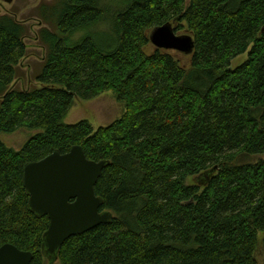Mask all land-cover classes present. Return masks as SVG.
Here are the masks:
<instances>
[{
    "label": "trees",
    "instance_id": "obj_1",
    "mask_svg": "<svg viewBox=\"0 0 264 264\" xmlns=\"http://www.w3.org/2000/svg\"><path fill=\"white\" fill-rule=\"evenodd\" d=\"M110 1L42 9L51 27L28 86L16 84L26 27L0 14V133L36 130L18 150L0 139V247L48 264L49 218L29 209L24 166L81 145L110 161L95 191L114 217L67 239L61 264H259L264 158H248L264 155V0ZM167 22L195 40L189 67L151 43ZM108 91L125 104L119 119L65 121L76 99Z\"/></svg>",
    "mask_w": 264,
    "mask_h": 264
},
{
    "label": "water",
    "instance_id": "obj_2",
    "mask_svg": "<svg viewBox=\"0 0 264 264\" xmlns=\"http://www.w3.org/2000/svg\"><path fill=\"white\" fill-rule=\"evenodd\" d=\"M156 48L193 53L195 40L189 33L178 34L174 22L155 27L150 33ZM109 160L89 159L81 145H75L67 153L59 150L39 161L24 166V186L29 195V209L38 217L48 216L49 226L42 236V255L48 264L59 259L61 247L72 236L85 233L100 224L112 220L111 210L101 211L104 200L98 196L95 186ZM217 166L194 181L204 185ZM207 182H206V181ZM33 253L12 243L0 247V264H31Z\"/></svg>",
    "mask_w": 264,
    "mask_h": 264
},
{
    "label": "rangeland",
    "instance_id": "obj_3",
    "mask_svg": "<svg viewBox=\"0 0 264 264\" xmlns=\"http://www.w3.org/2000/svg\"><path fill=\"white\" fill-rule=\"evenodd\" d=\"M106 1L108 3L111 2L110 0ZM58 3L59 0H0V14L14 16L17 21L24 24L27 31L24 38L27 46V55L20 63L21 72L24 73L25 78L16 80V84L19 86H28L30 84L32 73L40 67L45 56L46 48L40 42L39 31L44 27H51V25L44 20L42 9L50 8ZM177 33L184 34L188 32L183 29ZM153 48H149V51H152ZM171 53L176 56L182 66L189 67V55L177 51H171ZM246 57V54L238 57L233 61V66L242 63ZM124 111L125 104L118 101L113 92L108 91L89 101L76 99L65 121L68 124H74L81 120H88L97 128L113 123L123 115ZM35 132L36 130L21 128L14 133H0V139L9 147L18 150ZM259 158H264V155L249 157L248 160L254 161ZM187 182L190 184L192 180L188 179ZM263 237L264 233L260 232L259 243L255 252L259 264H264ZM54 264L61 263L57 261Z\"/></svg>",
    "mask_w": 264,
    "mask_h": 264
},
{
    "label": "flooded vegetation",
    "instance_id": "obj_4",
    "mask_svg": "<svg viewBox=\"0 0 264 264\" xmlns=\"http://www.w3.org/2000/svg\"><path fill=\"white\" fill-rule=\"evenodd\" d=\"M48 261V260H47Z\"/></svg>",
    "mask_w": 264,
    "mask_h": 264
}]
</instances>
